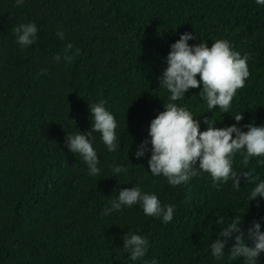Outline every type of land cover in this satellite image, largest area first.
<instances>
[{
  "label": "trees",
  "instance_id": "1",
  "mask_svg": "<svg viewBox=\"0 0 264 264\" xmlns=\"http://www.w3.org/2000/svg\"><path fill=\"white\" fill-rule=\"evenodd\" d=\"M28 22L37 24L38 40L21 48L13 29ZM185 32L197 36L190 44L227 39L234 51L249 53L250 76L227 113L218 106L210 112L200 89L176 103L220 128L236 123L232 115L241 112L239 126L264 125V8L255 0H25L19 7L0 0V264H132L122 248L128 231L148 239L147 261L243 264L227 253L217 261L210 245L224 226L214 223L218 216L243 218L245 231L253 221L264 225V199L260 207L247 199L253 185L214 187L201 173L171 187L150 174V154L134 157L169 102L159 77L171 44ZM68 43L72 61L56 62ZM99 101L116 118L120 147L108 152L97 134L102 171L92 177L65 140L67 133L91 129L88 103ZM206 128L201 118V130ZM259 159L251 158L245 170L255 169L264 180ZM242 163L237 154L235 170ZM113 165H124L127 175L114 178ZM135 185L174 204L173 221L146 216L139 206L103 215L119 189ZM259 260L264 264V255Z\"/></svg>",
  "mask_w": 264,
  "mask_h": 264
},
{
  "label": "clouds",
  "instance_id": "2",
  "mask_svg": "<svg viewBox=\"0 0 264 264\" xmlns=\"http://www.w3.org/2000/svg\"><path fill=\"white\" fill-rule=\"evenodd\" d=\"M25 0H15L17 7ZM256 5L264 8V0H255ZM38 26L35 22L18 25L13 29L16 43L21 48H28L38 40ZM64 40L63 31L56 33ZM197 39L192 32L179 35V39L171 44L166 57V67L159 77V87L166 89L170 95L164 110L152 119L147 138L136 146L134 157L140 160L150 154L147 160L150 174L163 176L171 187H177L191 181L201 173L212 177L213 186L231 182L234 191L241 188L242 183L253 185L248 194V202L264 199V180H258L255 169L245 170L253 157L261 158L259 164H264V125L244 124L243 112L232 115L236 123L220 128L213 119L205 116L195 118L186 106L176 103L186 96L191 89H200L199 98L205 102L210 112L218 106L219 111L227 113L239 89L245 86L250 76L248 61L249 53L243 56L233 50L227 39H217L211 46ZM73 45H66V54L54 57L56 62L70 63ZM79 55V49L75 50ZM44 69L41 75H46ZM195 96V95H194ZM92 126L87 133L79 130L73 134L67 133L65 146L73 154H78L86 164L88 174L99 175L100 159L94 148L97 134L108 152H115L120 144L117 137V121L115 116L106 109L105 102L88 103ZM201 118L206 130H201ZM243 157L241 170H235L234 157ZM113 177L127 175L128 168L124 165L111 166ZM139 206L149 217H156L168 224L173 221L176 206L163 204L155 193L144 191L139 185L118 190V196L111 200L110 206L103 209V215L109 216L122 211L125 207ZM215 224L224 225L212 240L211 254L217 261H223L226 253L229 257L243 258V264H258L264 255V225L253 221L245 231L242 228L243 218L236 215L229 220L223 216L216 217ZM123 249L128 254L132 264L141 261L142 264H159L153 258L145 260L149 250V241L137 232L128 231L122 237ZM234 241L229 247V242Z\"/></svg>",
  "mask_w": 264,
  "mask_h": 264
}]
</instances>
